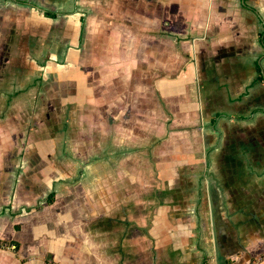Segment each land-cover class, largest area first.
<instances>
[{
	"label": "crops",
	"instance_id": "obj_1",
	"mask_svg": "<svg viewBox=\"0 0 264 264\" xmlns=\"http://www.w3.org/2000/svg\"><path fill=\"white\" fill-rule=\"evenodd\" d=\"M0 53V264H264V0H0Z\"/></svg>",
	"mask_w": 264,
	"mask_h": 264
},
{
	"label": "rangeland",
	"instance_id": "obj_2",
	"mask_svg": "<svg viewBox=\"0 0 264 264\" xmlns=\"http://www.w3.org/2000/svg\"><path fill=\"white\" fill-rule=\"evenodd\" d=\"M1 55V53H0ZM2 69H0V85L5 83L4 79L2 78ZM80 73V70H73L72 72H69L66 69H62L60 72H54L51 71V76H52V81L49 84V87L51 90H49L50 92H52V94L54 95L57 92H61L64 89L66 91L71 90L74 87V83L77 82V76ZM72 74V75H71ZM57 82V85H56ZM58 86V88H57ZM1 87V86H0ZM55 96V95H54ZM4 98L5 96H0V108H4ZM2 118V115H0V119ZM62 118H65L67 120V124L70 123V121H68L69 117L64 116ZM72 134V133H70ZM74 136H76V133H73Z\"/></svg>",
	"mask_w": 264,
	"mask_h": 264
},
{
	"label": "trees",
	"instance_id": "obj_3",
	"mask_svg": "<svg viewBox=\"0 0 264 264\" xmlns=\"http://www.w3.org/2000/svg\"><path fill=\"white\" fill-rule=\"evenodd\" d=\"M49 16H52V14H48ZM54 16V15H53ZM52 197L53 194H49L48 198H47V203H51L52 202ZM11 242H5L0 240V247H7Z\"/></svg>",
	"mask_w": 264,
	"mask_h": 264
},
{
	"label": "built area",
	"instance_id": "obj_4",
	"mask_svg": "<svg viewBox=\"0 0 264 264\" xmlns=\"http://www.w3.org/2000/svg\"><path fill=\"white\" fill-rule=\"evenodd\" d=\"M7 247H9L12 250H15L16 249V246L14 244H9Z\"/></svg>",
	"mask_w": 264,
	"mask_h": 264
}]
</instances>
